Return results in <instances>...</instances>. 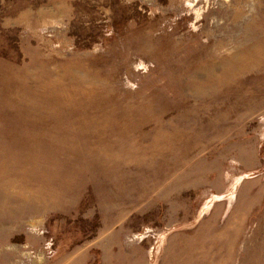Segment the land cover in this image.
I'll use <instances>...</instances> for the list:
<instances>
[{
	"label": "rangeland",
	"instance_id": "obj_1",
	"mask_svg": "<svg viewBox=\"0 0 264 264\" xmlns=\"http://www.w3.org/2000/svg\"><path fill=\"white\" fill-rule=\"evenodd\" d=\"M0 264H264V0H0Z\"/></svg>",
	"mask_w": 264,
	"mask_h": 264
},
{
	"label": "bare ground",
	"instance_id": "obj_2",
	"mask_svg": "<svg viewBox=\"0 0 264 264\" xmlns=\"http://www.w3.org/2000/svg\"><path fill=\"white\" fill-rule=\"evenodd\" d=\"M232 199H233V196H231L228 200L230 201V203H231V201H232ZM218 201H220L219 199H217ZM232 238V237H231ZM237 238V237H236ZM200 254V253H199ZM217 255V254H216Z\"/></svg>",
	"mask_w": 264,
	"mask_h": 264
}]
</instances>
